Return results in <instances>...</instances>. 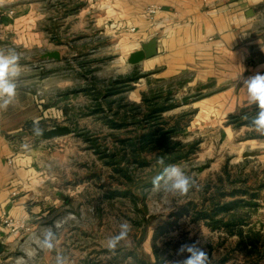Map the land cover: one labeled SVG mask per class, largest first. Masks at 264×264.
Wrapping results in <instances>:
<instances>
[{"label": "rangeland", "instance_id": "rangeland-1", "mask_svg": "<svg viewBox=\"0 0 264 264\" xmlns=\"http://www.w3.org/2000/svg\"><path fill=\"white\" fill-rule=\"evenodd\" d=\"M115 34L89 30L87 45L65 31L53 32L54 46H33L31 37L20 46L13 34L0 42V51L20 57L14 101L36 111L6 140L15 154L36 159L44 177V207L33 214L41 218L0 220V264H56L57 255L67 264H170L193 243L211 264H264V135L250 126L256 106L238 102L244 108L232 119L227 111L199 119L192 104L210 85L144 74L128 64L129 35ZM49 49L59 61L40 60ZM34 123L41 134L56 127L70 134L43 140ZM173 164L196 181L184 196L153 190V177ZM124 221L129 236L110 251L107 238ZM49 228L51 251L43 247Z\"/></svg>", "mask_w": 264, "mask_h": 264}, {"label": "crops", "instance_id": "crops-1", "mask_svg": "<svg viewBox=\"0 0 264 264\" xmlns=\"http://www.w3.org/2000/svg\"><path fill=\"white\" fill-rule=\"evenodd\" d=\"M148 5L159 7L153 21L144 15ZM89 30L98 38L110 30L119 39L129 35L127 45L133 49L128 57L155 39L156 55L133 67L155 78L185 74L194 83L210 85L199 91L208 95L192 104L199 119L208 115L216 121L215 111L217 116L227 111L229 118L250 106L241 79L264 72V0H0V42L13 34L20 46L30 37L33 46H54L55 31L83 38ZM81 40L87 45L88 38ZM49 52L57 51L46 50L40 60ZM238 102L245 106L237 108ZM34 111L27 112L14 98L0 107V220L42 216L33 217L44 207L43 170L35 166L36 159L15 154L6 140Z\"/></svg>", "mask_w": 264, "mask_h": 264}, {"label": "clouds", "instance_id": "clouds-1", "mask_svg": "<svg viewBox=\"0 0 264 264\" xmlns=\"http://www.w3.org/2000/svg\"><path fill=\"white\" fill-rule=\"evenodd\" d=\"M20 57L14 50L7 53L0 51V107H7L16 96L17 83L19 76ZM241 86L246 90L248 102L255 105L257 112L250 120V126L255 131L264 135V72L257 71L254 75L241 79ZM242 119L248 120L247 114ZM33 130L36 135L41 134L38 123H34ZM158 163L163 165L164 160L160 158ZM152 185L154 191L163 190L173 196H184L190 189L197 187L196 181L187 175L179 165H168L153 177ZM119 232L116 235L107 238L106 246L110 251H115L122 241H125L131 231V225L127 222L119 224ZM55 234L51 228L46 230L43 236V247L49 251L53 250ZM178 255L184 258L179 261L170 262V264H211L208 253L198 243L182 245L178 250ZM23 258H19L17 264ZM56 264H67V258L57 255Z\"/></svg>", "mask_w": 264, "mask_h": 264}, {"label": "water", "instance_id": "water-1", "mask_svg": "<svg viewBox=\"0 0 264 264\" xmlns=\"http://www.w3.org/2000/svg\"><path fill=\"white\" fill-rule=\"evenodd\" d=\"M235 1V0H232ZM156 55V43L155 39L150 40L146 44H143L141 49L133 52L128 57V64L129 65H137L141 63L145 59H149ZM42 59L45 60H60V54L58 52H49L42 56ZM191 97L184 98L182 102H186L190 100ZM70 134V129L67 127H56L51 130L45 131L42 134H40V138L43 140H49L56 137H61ZM252 154L245 153L243 154V157H250Z\"/></svg>", "mask_w": 264, "mask_h": 264}, {"label": "built area", "instance_id": "built-area-1", "mask_svg": "<svg viewBox=\"0 0 264 264\" xmlns=\"http://www.w3.org/2000/svg\"><path fill=\"white\" fill-rule=\"evenodd\" d=\"M158 11L157 5H148L145 9V16L149 21H153Z\"/></svg>", "mask_w": 264, "mask_h": 264}, {"label": "trees", "instance_id": "trees-1", "mask_svg": "<svg viewBox=\"0 0 264 264\" xmlns=\"http://www.w3.org/2000/svg\"><path fill=\"white\" fill-rule=\"evenodd\" d=\"M232 118H233V116L230 117V119H232Z\"/></svg>", "mask_w": 264, "mask_h": 264}]
</instances>
